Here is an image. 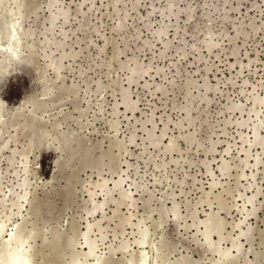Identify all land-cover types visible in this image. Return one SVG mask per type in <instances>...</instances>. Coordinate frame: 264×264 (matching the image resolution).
Here are the masks:
<instances>
[{"label": "rangeland", "instance_id": "1", "mask_svg": "<svg viewBox=\"0 0 264 264\" xmlns=\"http://www.w3.org/2000/svg\"><path fill=\"white\" fill-rule=\"evenodd\" d=\"M4 1L6 0L0 1V20L9 22L15 19V15L9 12L10 8L15 6L9 7L8 4L2 3ZM174 1L176 4L174 10L181 13L177 15V18L174 15H169V18L168 14L162 13L168 0H57V5L53 8L48 7L50 0H20L22 3L21 18L19 16L16 18L21 20V31L27 32L29 30L30 35V32H33V36H28L29 38L26 36L24 39L22 51L23 57L28 59L29 64H16L14 69L0 80V96L10 107L25 96L31 98L32 104H34L33 101H36L35 105H37L36 103L38 105L37 107L34 105L35 113L37 112L36 116L34 115L35 117L33 115L29 116V108L25 109L18 118L4 127L6 130L0 122V154H2L0 156L2 160L0 161V188L2 187L0 189V199L6 197H4L6 206L0 209V221L5 214L10 213L13 217L10 222H7L6 231L11 230L10 228L15 229L13 226L20 223L21 236L33 235L34 239L31 237L32 241H30L33 248L29 254L33 264L94 263L93 258H87L83 255L85 247L82 233L88 220L93 222L98 217L102 218L101 223L104 227L105 240H100L97 228L93 229L91 238L97 241V254L100 257L98 259L101 264H131L137 262L136 253L139 252V248L134 241L140 238L139 228L140 231L141 229H148L149 236L146 247L148 251L152 252V256L156 257L159 264L166 262L168 264H181V262L182 264H200V261L196 262L200 259L202 264L205 261L206 264H215L214 261L219 256L217 253L208 251L202 244L204 237L196 228L198 225L196 215L199 218H205V211H214L219 214L220 207L225 208L226 210L221 208L219 214L221 218L223 217L226 220H224V227L226 228L222 233L225 236L229 233L232 234V237H235L238 235V231L232 227L246 215V211L240 214L239 209H243V205L247 201L246 196H251L257 191L260 192L254 202L255 214L242 225L244 229L251 227L253 233H251L248 241H242L243 252L238 253L237 259L233 260L234 262L223 264H264V146L250 148L254 136L252 127L255 123L262 122L264 124V106H257L258 115L255 113L249 114L252 94L253 96L264 95V0H227L226 3L225 0ZM79 2L82 3L81 7ZM134 2L138 4L135 8L133 7ZM83 3L85 4L83 5ZM9 4L11 5V3ZM186 8H192L193 10L190 19L187 18L184 11ZM57 9H68V19L70 18V20L64 23L62 18L58 19L54 26L57 28H53L52 33L46 31V34L51 39L54 37L53 40L62 39L59 33L64 29L63 32L68 34L64 50L67 53L75 54L73 55L75 57H69L67 60L62 61L64 67L62 66L63 68L60 69L59 74L55 71L54 62L59 58L60 52H56L53 45L46 44L45 40L47 39L44 32L49 27L48 15L51 12H57ZM148 13L149 16H147ZM35 14H38V16ZM100 18L102 19L100 20ZM163 26L167 28L166 33L159 37L156 32ZM237 28L241 29L242 35H236ZM31 29L33 30L31 31ZM175 34L177 35L175 36ZM68 36L70 39H68ZM211 38L217 44H214V47L209 51L205 46L207 42L204 41H209ZM166 41L170 42L169 46H171H168L167 51L162 52L161 50ZM0 43L4 45L7 42L2 40ZM219 43H221L220 46ZM116 48L118 53L115 51ZM233 50L238 51L237 56L232 54ZM46 53H48V57H50L49 55L52 56L48 59ZM159 53L164 57L161 56L160 58ZM113 57H115V60ZM134 58L149 72H146L147 75H143L142 79L136 80V83L129 84L127 83L129 82L128 76ZM122 63L127 65L123 64L122 66H126L123 69L121 67ZM176 65L178 68L175 67ZM99 66L101 67L99 68ZM156 70H160L161 73H157ZM81 73L84 77L81 76ZM186 80L193 82L196 80L195 86H187ZM204 80L212 86L208 91L202 86ZM120 81H122V87ZM114 82L118 83L114 84ZM243 82L248 83V85ZM117 85L120 86L117 87ZM129 85L130 88H128ZM158 87H165L164 91H158ZM125 88L131 93L132 97L130 96V99L137 103L134 113L127 112L123 105H120ZM188 88L190 92H193L191 94H194L191 95L192 105L194 104L191 117H195V120H192V122H195L191 126L182 120L185 122H182L185 128L179 127V130L176 124L180 119H183L184 112L180 110L186 104L187 99L185 98L190 97V95L186 96L187 93L189 94V91H186ZM44 90L50 93L43 96L42 93L46 92ZM162 92L164 93L162 94ZM33 98H36V100ZM229 98L230 100L227 102ZM117 103L120 104L115 107ZM173 103L177 104L173 107ZM236 103L242 104L244 113H240V111L231 112L232 110L227 109L229 105ZM31 108L34 107L31 105ZM118 109L122 113H119ZM153 112L154 114H152ZM150 117H154L155 120L146 122L145 120ZM245 119L248 121L247 126L240 127L235 123ZM161 120L164 122L169 120L167 124L169 129L166 131L168 135L161 139H164L161 141L162 145L158 144V149L145 141V130H149L153 126L156 127L154 130L155 136L160 135L164 123ZM116 121H120L118 127L116 123L114 125ZM116 127L118 133H116ZM17 128L18 130H16ZM132 130H134L136 136L134 141L137 142H133L134 145H131L132 142L129 139ZM259 131L261 136L264 137V127ZM185 132L187 135L189 132L195 134L194 139L196 138L197 142L194 140L191 143L192 145H188L181 138L183 136L179 135V133L185 135ZM62 134L70 138L64 150L65 152L61 153L62 160L65 159V164L61 166L62 170H57L53 181L47 184V180L51 178L55 171L54 159L59 155L56 150L58 141H55V137H62ZM241 135L248 142L243 144ZM170 136L171 138H178L176 144L179 146V150L176 146L175 151L172 152L173 155L164 152L165 144L169 141ZM39 140L41 143L38 142ZM14 142L16 144H13ZM4 143H7L6 147L3 145ZM212 143H215L217 149L208 152ZM242 146L244 149H251L250 159H247L248 164L240 163L246 157L241 150ZM228 147L231 149L230 154H225V149ZM187 149L188 151H186ZM24 152L26 155L32 153L27 158L25 154V156H21ZM257 154L261 158L260 165L252 167ZM36 157H39L37 158L39 160ZM222 158L228 161L229 168L231 167L228 169V173L224 175L219 168L217 169L219 164L222 163ZM11 160L15 162H8ZM24 163L25 166H31H29V169L27 168L29 174L23 172ZM34 170L36 171L34 172ZM210 170H212L211 173H209ZM15 172L18 173V177L14 174ZM241 173L246 177L241 178L239 181L238 175L241 176ZM117 175L124 178L123 188L134 199L120 200L119 191H112L111 201L108 202V205H105L103 211L97 212L93 217L88 215V211L92 209L91 207L105 197L95 185L102 182L104 178L111 179L113 177V179H117L119 177ZM25 176L31 181H29L31 185L28 189L30 195L28 194L29 199H27V202L31 201L32 203L25 202L23 209L20 208L21 211H19L13 206L15 193L10 195L8 190L13 189L14 192L18 190L17 193H21L23 189L16 185ZM166 177L168 178L166 179ZM80 181L83 183H80ZM211 182L218 184L216 187L211 188ZM108 185L109 188H112V181ZM93 190L96 192V196L91 198L90 191ZM240 194L245 196L239 198ZM158 198L159 200H157ZM118 201H121L120 206H117ZM175 204L180 216L178 223H176L174 213L171 210ZM246 208L252 209L253 207L247 204ZM16 211L19 215H16ZM229 214H232V216ZM23 221L26 223H23ZM203 229V226H199L200 231ZM214 237L217 238L215 235ZM123 244H128L129 248L127 250L120 249ZM229 244L230 241L228 240L222 246L225 247ZM151 245L158 248H154L153 251ZM110 250H114V252L111 254ZM1 252L0 256L4 257L5 253L2 254ZM203 259L205 261H202Z\"/></svg>", "mask_w": 264, "mask_h": 264}, {"label": "bare ground", "instance_id": "2", "mask_svg": "<svg viewBox=\"0 0 264 264\" xmlns=\"http://www.w3.org/2000/svg\"><path fill=\"white\" fill-rule=\"evenodd\" d=\"M1 1V0H0ZM59 1V0H58ZM47 2V1H46ZM84 2H87V1H84ZM227 2V0H225V3ZM1 3V2H0ZM2 3H6V4H8L9 5V7L10 6H12V5H14L15 7L13 8V6H12V8H10V11L9 12H12L14 15H15V19H13V20H11V21H9V22H5V21H2V20H0V41H2V40H5L7 43H4V45H3V43H0V46L1 45H3L2 47H0V80L3 78V77H5V75H7L11 70H13L14 69V67H15V65L16 64H29V61H28V59L26 58V57H23V55H22V51H23V48H24V39L26 38V36H27V38H29L28 36H33V32H30L31 33V35L28 33V31L27 32H24V31H21L22 30V23H21V20H19V18H16V17H20L21 16V9H22V3L20 2V0H6V1H4V2H2ZM9 3H11V5L9 4ZM24 3V2H23ZM57 3V0H50V3H48L49 4V8H53V7H55V5H57L56 4ZM72 3V2H71ZM79 3H81V2H79ZM5 4V5H6ZM59 4V3H58ZM64 4V3H63ZM62 4V5H63ZM85 3H83V5H84ZM5 5H4V7H5ZM7 5V6H8ZM138 4H137V2H134L133 3V7L135 8L136 6H137ZM176 4H175V1L174 0H168V2H167V6L165 7V9L162 11V13L164 12L165 14H168V17H169V15H174V16H176V18L178 17L177 15L180 13V11H175L174 10V8H176V6H175ZM3 6V5H2ZM63 6H65V5H63ZM62 6V7H63ZM82 6V3H81V5H80V7ZM179 6V5H178ZM68 8H69V6H67ZM79 7V6H78ZM79 7V8H80ZM91 7H93V5H91ZM43 8V7H42ZM78 8V9H79ZM1 9V8H0ZM3 9V8H2ZM8 9V8H7ZM40 10V9H39ZM52 10V9H51ZM58 11L57 12H51V14L50 15H48L49 17H47L48 18V22H49V27L46 29V30H44V32H45V34H46V31L48 32V33H50L51 31L53 32V28H57V27H54L56 24V22L58 21V19H60V18H62V20H63V22L65 23H67V21L68 20H70V18L68 19V16H69V10L68 9H57ZM93 10V9H92ZM4 11H5V9H4ZM7 11V10H6ZM37 11H38V9H37ZM71 11V10H70ZM82 11H83V8H82ZM152 11V10H151ZM185 12H186V14H187V18L188 19H190L191 17H192V12H193V10H192V8H186L185 10H184ZM150 12V11H149ZM11 13V14H12ZM38 13H40L39 11H38ZM263 13V12H262ZM32 14V13H31ZM130 14V13H129ZM181 14V13H180ZM33 15V14H32ZM35 15H37L38 16V14H35ZM86 15V14H85ZM150 14L148 13L147 14V16H149ZM205 15L206 16H208V14L207 13H205ZM11 16V15H10ZM23 16V15H22ZM83 16V15H82ZM167 16V15H166ZM203 16V15H202ZM6 17V16H5ZM75 17V16H74ZM227 17V16H226ZM7 18V17H6ZM21 18V17H20ZM76 18V17H75ZM74 18V19H75ZM170 18V17H169ZM172 18V17H171ZM180 18V17H179ZM8 19V18H7ZM6 19V20H7ZM102 18H100V20H101ZM121 19V18H120ZM119 19V20H120ZM166 19V18H165ZM31 20V19H30ZM46 20V19H45ZM78 20V19H77ZM119 20H118V22H119ZM164 20V19H163ZM60 21V20H59ZM144 21V20H143ZM147 21V20H146ZM70 22V21H69ZM75 22V21H74ZM63 23V24H64ZM76 23V22H75ZM34 25V24H33ZM65 25V24H64ZM118 25H120V24H118ZM154 25V24H153ZM253 25V23L251 24V26ZM44 26V25H43ZM58 26V25H57ZM102 26V25H101ZM122 26H123V23H122ZM121 27V26H120ZM32 28V27H31ZM78 28V27H77ZM96 28V27H95ZM103 28V27H102ZM114 28V27H113ZM112 28V29H113ZM35 29V28H34ZM62 29V28H61ZM118 29H119V26H118ZM166 27L165 26H163V27H161L159 30H157V35L159 36V37H162V35H164L165 33H166ZM179 29V28H178ZM33 29H31V31H32ZM63 31H65L64 29H62ZM78 30V29H77ZM35 31V30H34ZM61 32V33H59V34H61V36H62V39H56V40H53V39H55L54 37H53V39H51V37H48L47 36V34H46V39L47 40H45L47 43L46 44H50V45H53L54 46V48H55V50H56V52L57 51H59L60 52V55H59V58L54 62L55 63V71H57L58 72V74H59V72H60V69L61 68H63L64 66L62 65L63 63H62V61H65V59L67 60V58H69V57H75V56H73V55H75V54H71L70 52H65V50H64V48H65V41H67L66 40V38H67V35L68 34H66L65 32ZM43 32V33H44ZM51 32V33H52ZM68 32V31H67ZM98 32V31H97ZM153 32V31H152ZM177 32H179V31H177ZM168 33V32H167ZM76 34V33H75ZM97 34H99V33H97ZM226 34V33H225ZM242 35L241 34V29L240 28H237L236 29V35ZM42 35V34H41ZM40 35V36H41ZM100 35H101V33H100ZM105 35V34H104ZM104 35H103V38H104ZM120 35V34H119ZM177 34H175V36H176ZM211 35V34H210ZM215 35V34H214ZM228 35V34H227ZM235 35V36H236ZM35 36V35H34ZM98 36V35H97ZM106 36V35H105ZM210 37V36H209ZM45 38V37H44ZM49 38V39H48ZM101 38H102V36H101ZM68 39H70L69 38V36H68ZM143 39V38H142ZM177 39V38H176ZM212 39L213 38H211V40H209V41H207V40H205L204 42H207V43H205V46H206V48L210 51L213 47H214V44H217V43H214L213 41H212ZM40 41V40H39ZM160 41V40H159ZM42 42V41H41ZM106 43V42H105ZM112 43V42H111ZM110 43V44H111ZM169 43L170 42H168V41H166V42H164V45H163V48H162V52H165V51H167L166 49L168 48V46H169ZM184 43V42H183ZM120 44V43H119ZM220 44L221 43H219V46H220ZM34 45V44H33ZM43 45V44H42ZM95 45V44H94ZM104 45V44H103ZM144 45H146V44H144ZM171 46V45H170ZM169 46V47H170ZM67 47V46H66ZM145 47V46H144ZM150 47V46H149ZM218 47V46H217ZM118 48V47H117ZM115 49V51L117 52V50L118 49ZM123 48V47H122ZM181 48V47H180ZM49 49H52V48H49ZM246 49V48H245ZM83 50V49H82ZM120 50V49H119ZM165 50V51H164ZM30 51V50H29ZM45 51H46V48H45ZM51 51V50H50ZM71 51V50H70ZM104 51V50H103ZM33 52V51H32ZM54 52V51H53ZM115 52V53H116ZM161 52V53H162ZM180 52V51H179ZM77 53V52H76ZM118 53V52H117ZM161 53H159V57L161 58V56L162 57H164L163 55H161ZM183 53H184V51H183ZM13 54H15V58H13V57H11ZM33 54V53H32ZM47 54V58L49 59L52 55H49L50 57H48V53H46ZM50 54H52V53H50ZM54 54V53H53ZM78 54V53H77ZM76 54V55H77ZM120 54H121V52H120ZM162 54H164V53H162ZM232 54L234 55V56H237V54H238V51L237 52H235V50H233L232 51ZM45 55V54H44ZM79 55V54H78ZM117 55V54H116ZM122 55V54H121ZM183 55V54H182ZM118 56V55H117ZM117 56H116V58H117ZM31 57V56H30ZM46 57V56H45ZM119 57V56H118ZM182 57V56H181ZM32 58V57H31ZM77 58V57H76ZM75 58V59H76ZM114 58V60H115V57H113ZM256 58V57H255ZM103 59V58H102ZM112 59V58H111ZM198 59H199V57H198ZM250 59V58H249ZM159 60V59H158ZM167 60V59H166ZM179 60V59H178ZM255 60V59H254ZM31 61V60H30ZM33 61V60H32ZM51 61V60H50ZM132 61H133V65H131L130 66V70H131V72H130V74H129V76H128V81L129 82H127V83H129V84H133L136 80H138L139 78H141L143 75H145L146 74V72H149V71H147V68H144V66L142 67L141 65H140V63L134 58V59H132ZM163 61V60H162ZM130 62V61H129ZM70 63V62H69ZM110 63V62H109ZM125 63V62H124ZM124 63H122L121 64V67H122V69H123V67L124 66H122ZM256 63H257V61H256ZM128 64V63H127ZM240 64V63H239ZM33 65V64H32ZM65 65V64H64ZM124 65H126V64H124ZM29 66V65H28ZM63 66V67H62ZM127 66V65H126ZM125 66V67H126ZM247 66V65H246ZM101 66H99V68H100ZM124 67V68H125ZM129 67V66H128ZM175 67H177V65L175 66ZM49 68H50V66H49ZM150 69H151V67H149ZM148 68V69H149ZM154 68V67H153ZM178 68V67H177ZM263 68V67H262ZM70 69H71V67H70ZM121 69V68H120ZM128 69V70H129ZM176 69V68H175ZM257 69V68H256ZM64 70H66V69H64ZM129 70V71H130ZM161 70V69H160ZM160 70H156L157 71V73H161V71ZM244 70V69H243ZM198 71V70H197ZM240 71V70H239ZM166 72V71H165ZM241 72V71H240ZM122 73H124V72H122ZM39 74V73H38ZM57 74V73H56ZM85 74V73H84ZM149 74V73H148ZM241 74V73H240ZM242 74H243V72H242ZM241 74V75H242ZM47 75V74H46ZM63 75V74H62ZM147 75V74H146ZM231 75V74H230ZM244 75V74H243ZM257 75V74H256ZM58 76V75H57ZM67 76V75H66ZM81 76H83L82 75V73H81ZM160 76V75H159ZM84 77V76H83ZM154 77V76H153ZM243 77V76H242ZM48 78V77H47ZM120 78V77H119ZM233 78V77H232ZM237 78V77H236ZM254 78V77H253ZM66 79V78H65ZM71 79V78H70ZM74 79V78H73ZM72 79V80H73ZM122 79V78H121ZM142 79V78H141ZM218 79V78H217ZM37 80V79H36ZM210 80V79H209ZM40 81V80H39ZM42 81V80H41ZM122 81H123V79H122ZM122 81H120L119 83L121 84V82ZM230 81V80H229ZM244 81H245V79H244ZM64 82V81H63ZM195 82H196V80H195ZM195 82H193V81H191V80H186V83H187V86H192V85H194L195 84ZM233 82V81H232ZM262 82V81H261ZM115 83H118V82H114V84ZM124 83V82H123ZM136 83V82H135ZM243 83H245V84H247L248 85V83H246V82H243ZM251 83V82H250ZM249 83V84H250ZM58 84V83H57ZM63 84V83H62ZM73 84V83H72ZM92 84V83H91ZM90 84V85H91ZM141 84V83H140ZM156 84V83H155ZM232 85H233V83H231ZM253 84V83H252ZM113 85V84H112ZM149 85V84H148ZM201 85V84H200ZM200 85H198V86H200ZM72 86V85H71ZM75 86V85H74ZM120 86V85H119ZM118 85H117V87H119ZM149 86H151V85H149ZM171 86V85H170ZM186 85H185V87H187ZM195 86V85H194ZM202 86H203V88H205L207 91L210 89V88H212V86H210L205 80H204V82H203V84H202ZM228 86V85H227ZM234 86V85H233ZM237 86V85H236ZM45 87H48V86H45ZM78 87H79V85H78ZM121 87H122V84H121ZM218 87V86H217ZM58 88V87H57ZM89 88V87H88ZM100 88V87H99ZM124 88V87H123ZM122 88V89H123ZM128 88H130V85H129V87ZM151 88V87H150ZM157 88V87H156ZM161 88H163V89H161ZM164 88L165 87H158V91L160 90V92L161 91H164ZM254 88H256L255 86H254ZM259 88V87H258ZM63 89V88H62ZM78 89V88H77ZM90 89V88H89ZM213 89H215V88H213ZM243 89V88H242ZM47 90V89H46ZM46 90H44V91H46ZM67 90V89H66ZM189 91V88L188 89H186V91ZM255 90V89H254ZM257 90V89H256ZM102 91V90H101ZM199 91V90H198ZM253 91V90H252ZM47 92V93H46ZM45 93H42V95L43 96H47L48 95V93H50L49 91H46ZM192 92V91H191ZM191 92L189 91V94L187 93V95L186 96H188V95H190V97L188 96V97H186V96H184V97H186L185 99H187L186 100V104L182 107V110H180V107H179V110L181 111V112H184L183 113V119H180V121H178L177 122V128L180 130V128L179 127H184L183 126V123L182 122H184V121H186L189 125H191L192 123V125H194V122H192V120H195V117L193 116V117H191L192 116V114H191V110H192V106H194V104L192 105V101H193V99H192V97H191V95H194V94H191ZM229 92V91H228ZM243 92H244V89H243ZM243 92H242V95H243ZM151 93V92H150ZM156 93V92H155ZM164 92H162V94H163ZM193 93V92H192ZM247 93V92H246ZM252 93H254V92H252ZM73 94H75V93H73ZM105 94V93H104ZM112 94V93H111ZM251 94V93H250ZM79 95V94H78ZM88 95V94H87ZM151 95V94H150ZM157 95V94H156ZM37 96V95H36ZM40 96V95H39ZM130 96H131V93L128 91V89H126L125 88V90L123 91V94H122V101L120 102V103H117V104H115V107L117 106L118 107V104H120V105H123V107H124V109L128 112V111H130V112H133L134 113V111L136 110V107H137V103H134L133 102V100L132 99H130ZM155 96V95H154ZM163 96V95H162ZM35 97V96H34ZM102 97V96H101ZM132 97V96H131ZM230 97V96H229ZM249 97V96H248ZM54 98V97H53ZM113 98H115V97H113ZM203 98V97H202ZM33 99H35L36 100V98H33ZM40 99V98H39ZM97 99V98H96ZM251 99L252 100H250V101H252L251 102V108H250V111H249V114L250 113H255L256 115H258V111H257V106H259L260 107V105H263L264 106V95H262V96H253V94H252V97H251ZM44 100V99H43ZM84 100V99H83ZM116 100V99H115ZM150 100V99H149ZM230 100V98L229 99H227V102ZM85 101V100H84ZM91 101V100H90ZM248 101V100H247ZM36 102V101H35ZM35 102L33 101V103L34 104H32V100H31V98L30 97H28V96H25V97H23V98H21L20 100H19V102L18 103H16V104H14L12 107H10V106H8L7 104H6V102L2 99V97L0 96V122H1V124H2V126H3V128L4 127H6L7 125H9V123H11L13 120H15L16 118H18L22 113H23V111L25 110V109H28L29 108V116H34L36 113H35V106L37 107V105H38V103H36L37 105H35ZM86 102V101H85ZM118 102V101H117ZM226 102V103H227ZM54 103V102H53ZM60 103V102H59ZM58 103V104H59ZM88 103V102H87ZM91 103H93V102H91ZM97 103V102H96ZM139 103V102H138ZM148 103V102H147ZM231 103H232V101H231ZM235 103V102H234ZM41 104V103H40ZM51 104H52V102H51ZM67 104V103H66ZM102 104V103H101ZM140 104V103H139ZM175 104H177V103H173V107H174V105ZM31 105H32V107H34L33 109L31 108L30 109V107H31ZM35 105V106H34ZM226 105V104H225ZM224 105V106H225ZM40 106V105H39ZM113 107V106H112ZM172 107V108H173ZM178 107V106H177ZM229 108H227L229 111H231V112H233V111H240V113L242 112V113H244L243 112V106H242V104L241 103H239V104H232V105H229L228 106ZM194 108V107H193ZM249 108V107H248ZM50 109V108H49ZM70 109V108H69ZM115 109H117V108H115ZM123 109V108H122ZM176 109V108H175ZM245 109V108H244ZM63 110V109H62ZM119 110V109H118ZM206 110V109H205ZM49 112V111H48ZM66 112V111H65ZM96 112V111H95ZM126 112V113H127ZM180 112V113H181ZM7 113V114H6ZM101 113V112H100ZM119 113H122V112H120V110H119ZM125 113V112H124ZM236 113V112H235ZM42 114H44V113H42ZM47 114V113H46ZM117 114H118V112H117ZM152 114H154V112L152 113ZM249 114H248V116H249ZM25 115H28V114H25ZM52 115V114H51ZM148 115V114H147ZM223 115V114H222ZM251 115V114H250ZM260 115H261V113H260ZM4 116H6L5 117V119L4 120H2V118L4 117ZM24 116V115H23ZM36 116V115H35ZM34 116V117H35ZM38 116V115H37ZM151 116H153V115H151ZM178 116V115H177ZM198 116V115H197ZM221 116V115H220ZM240 116H242V115H240ZM25 117V116H24ZM125 117V116H124ZM182 117V116H181ZM180 117V118H181ZM251 117V116H250ZM33 118V117H32ZM42 118V117H41ZM126 118V117H125ZM194 118V119H193ZM197 118H199V117H197ZM226 118V117H225ZM140 119V118H139ZM147 119V118H146ZM169 119V118H168ZM200 119V118H199ZM231 119V118H230ZM252 119V118H251ZM28 120V119H27ZM35 120H36V118H35ZM41 120V119H40ZM117 120H119V119H117ZM130 120V119H129ZM138 120V119H137ZM151 120H155L154 119V117L152 118V117H150L149 119H147V120H145L146 122H153V121H151ZM182 120H184V121H182ZM243 120V119H242ZM143 121V120H142ZM141 121V122H142ZM144 121V122H145ZM169 120H167V122H164L163 120H161V122L163 123V126L161 127L162 128V130H161V134L160 135H156L157 136V138H156V136H155V133H154V130H155V128L152 126L149 130H145V132H146V135H145V141H148L150 144H152L153 145V147L155 148V146L157 147L158 146V144H161V141H163V140H161L163 137L165 138L166 136L165 135H168L167 133H166V131H167V129H169V125L167 126V124L169 123L168 122ZM236 121V120H235ZM120 121H116V122H114V125H115V123H116V126L118 125V123H119ZM140 122V124L143 126V124ZM155 122V121H154ZM157 122V121H156ZM203 122V121H202ZM221 122V121H220ZM252 122H253V120H252ZM251 122V123H252ZM53 123V122H52ZM108 123V122H107ZM185 123V122H184ZM225 123V122H224ZM235 123H237L238 125L237 126H240V127H243V126H247V123H248V121H247V119H245L244 121H239V122H235ZM39 124V123H38ZM147 124V123H146ZM82 125V124H81ZM111 125V124H110ZM120 125V124H119ZM118 125V126H119ZM152 125H153V123H152ZM174 125V124H173ZM182 125V126H181ZM191 125V126H192ZM218 125V124H217ZM232 125V124H231ZM61 126V125H60ZM117 126V127H118ZM156 126H157V123H156ZM249 126V125H248ZM12 127V126H11ZM18 128H19V126H17ZM116 127V133H118V128ZM176 127V126H175ZM186 127H187V125H186ZM189 127V126H188ZM251 127V126H250ZM262 127H264V124H262V122H260V123H255L254 124V126L252 127V132H253V134H254V136H253V141H251L252 142V144H251V142H250V148L251 147H263L264 146V137H262L261 136V134H260V129L262 128ZM18 128L16 129V130H18ZM82 128H83V126H82ZM141 128V127H140ZM145 128V127H144ZM185 128V127H184ZM41 129H42V127H41ZM113 129V128H112ZM114 129H115V126H114ZM175 129V128H174ZM183 129V128H182ZM186 129H188V128H186ZM4 130H6V128H4ZM99 130V129H98ZM195 130V129H194ZM226 130V129H225ZM263 130V129H262ZM3 131V130H2ZM49 131V130H48ZM61 131V130H60ZM101 131V130H100ZM198 131V130H197ZM37 132V131H36ZM77 132V131H76ZM95 132V131H94ZM131 133H130V141L132 142V144L131 145H134V143L133 142H135L134 141V137L136 138V136H135V133H134V130H132V131H130ZM173 132V131H172ZM2 133V132H1ZM47 133V132H46ZM193 133V132H192ZM240 133V132H239ZM243 133V132H242ZM16 134V133H15ZM45 134V133H44ZM248 134V133H247ZM252 134V135H253ZM8 135V134H7ZM13 135V134H12ZM19 135V134H18ZM29 135V134H28ZM63 135V134H62ZM141 135V134H140ZM179 135L180 136H183V137H181L183 140H185V142L186 143H188V145L190 144V145H192L191 143H193L194 142V140L197 142V140H196V138L194 139V135L193 134H190V132H189V134L187 135L186 134V132H185V135H181L180 133H179ZM209 135V134H208ZM240 135V134H239ZM246 135V134H245ZM249 135V134H248ZM4 136V135H3ZM49 136V135H48ZM138 136V135H137ZM249 136H251V135H249ZM16 137V136H15ZM26 137V136H25ZM90 137V136H89ZM220 137V136H219ZM248 137V136H247ZM41 138V137H40ZM53 138V137H52ZM80 138V137H79ZM241 138H242V143L243 144H245V142H248V140H246L245 138H243L242 137V135H241ZM249 138V137H248ZM104 139V138H103ZM198 139V138H197ZM213 139V138H212ZM219 139V138H218ZM217 139V140H218ZM9 140V139H8ZM21 140V139H20ZM53 140V139H52ZM70 140V138H68V136H66V135H63L62 137H55V141H58V146L56 147V150L58 151V156L54 159V164H55V171H54V173H53V175L51 176V178H49L48 180H47V184L48 183H51L52 181H53V179H54V176H55V174H56V172H57V170H60L61 169V166H63L64 164H65V159L64 160H62V157H61V153L65 150V148H66V146H67V144H68V141ZM176 140H178V138H176L175 139V137H172L171 138V136H170V139H169V141L168 142H166V146H165V148H164V152H168L169 154L170 153H172L173 151H175V149H176V146H177V150H179L178 149V145L176 144V142H178V141H176ZM180 140V139H179ZM16 141V140H15ZM205 141V140H204ZM212 141V140H211ZM37 142V141H36ZM38 142H40V140L38 141ZM144 142V141H143ZM213 142V141H212ZM10 143V142H9ZM18 143V142H17ZM41 143V142H40ZM43 143V142H42ZM93 143V142H92ZM135 143H137V142H135ZM199 143V142H198ZM201 143V142H200ZM7 144V143H6ZM5 143L3 144L4 146L6 145ZM13 144H16L15 142L13 143ZM34 144V143H33ZM39 144V143H38ZM37 144V145H38ZM75 144V143H74ZM148 144V143H147ZM195 144V143H194ZM229 144V143H228ZM30 145V144H29ZM124 145V144H123ZM136 145V144H135ZM146 145V144H145ZM162 145V144H161ZM164 145V144H163ZM201 145V144H200ZM216 145H218V144H216ZM3 146V148H5ZM17 146V145H16ZM56 146V145H55ZM122 146V145H121ZM140 146V145H139ZM144 146V145H143ZM149 146V145H148ZM199 146V145H198ZM235 146H237V144H235ZM244 146V145H243ZM242 146V151L245 153V156L246 157H244L243 158V160H241L240 161V163H242L243 164V162L245 163V164H248V161H247V159L249 158L250 159V150L251 149H244V147ZM35 147V146H34ZM125 147V146H124ZM147 147V146H146ZM159 147H161V146H159ZM204 147V146H203ZM239 147V146H238ZM8 148V147H7ZM74 148V147H73ZM158 148V147H157ZM191 148H192V146H191ZM198 148H200V147H198ZM202 148V147H201ZM207 148V147H206ZM6 149V148H5ZM14 149V148H13ZM49 149V148H48ZM120 149V148H119ZM159 149V148H158ZM203 149V148H202ZM217 148H215V143H212V145H211V147H210V149H208V152L209 151H213V150H216ZM18 150V149H17ZM17 150H15V151H17ZM204 151H205V149H203ZM231 149H230V147H228V148H226L225 149V154H230L229 153V151H230ZM240 150V151H241ZM12 152H13V150H11ZM21 151V150H20ZM19 151V152H20ZM23 151V150H22ZM146 151V150H145ZM186 151H188V149L186 150ZM257 151V150H256ZM26 152V151H25ZM25 152L23 153V155H21V156H25L26 154H25ZM65 152V151H64ZM159 152V151H158ZM162 152V151H161ZM182 152H184V151H182ZM181 152V153H182ZM2 153V152H1ZM21 153V152H20ZM32 153V152H31ZM31 153H30V155H31ZM40 153V152H39ZM130 153V152H129ZM142 153H144V152H142ZM175 153V152H174ZM178 153V152H177ZM206 153V152H205ZM13 154V153H12ZM16 154L17 155H19L18 154V152H16ZM25 154V155H24ZM77 154V153H76ZM90 154V153H89ZM92 154V153H91ZM122 154V153H121ZM165 154V153H164ZM242 154V153H241ZM253 154V153H252ZM263 154H264V150H263ZM2 154H0V156H1ZM29 154L27 153V155L25 156V157H27V158H29V156H28ZM123 155V154H122ZM145 155V154H144ZM172 155H173V153H172ZM182 155V154H181ZM14 156V155H13ZM63 156V155H62ZM151 156V155H150ZM154 156V155H153ZM8 157V156H7ZM15 157V156H14ZM103 157V156H102ZM149 157V156H148ZM158 157V156H157ZM165 157V156H164ZM219 157V156H218ZM222 157V156H221ZM240 157V156H239ZM238 157V158H239ZM24 158V157H23ZM37 158H39V157H36V159ZM154 158V157H153ZM241 158V157H240ZM21 159H22V157H21ZM144 159V158H143ZM142 159V160H143ZM185 159L187 160V157H185ZM223 159V158H222ZM37 160H39V159H37ZM155 160H156V158H155ZM174 160V159H173ZM176 160V159H175ZM217 160H219V159H217ZM0 161H2L1 159H0ZM26 161V160H25ZM29 161V160H28ZM27 161V162H28ZM154 161V160H153ZM188 161V160H187ZM209 161V160H208ZM8 162H12V160L11 161H8ZM13 162H15V161H13ZM12 162V163H13ZM18 162V161H17ZM37 162V161H36ZM101 162V161H100ZM150 162V161H149ZM169 162V161H168ZM173 162V161H172ZM176 162V161H175ZM228 161H225V159H223L222 160V163L221 164H219V167H217V169L219 168L220 169V171L222 172V174L224 175L225 173H228L227 171H229L228 169H230L229 168V165H228V163H227ZM230 162H232V161H230ZM260 162H261V158L259 157V155L257 154V157H255L254 158V162L252 163V167H257L258 165H260ZM264 162V161H263ZM7 163V162H6ZM170 163V162H169ZM189 163V162H188ZM206 163V162H205ZM208 163H211V162H208ZM217 163V162H216ZM81 164V163H80ZM159 164V163H158ZM165 164V163H164ZM178 164V163H177ZM177 164H175V165H177ZM191 164V163H190ZM193 164V163H192ZM249 164H251V163H249ZM71 165V164H70ZM151 165V164H150ZM209 165V164H208ZM207 165V166H208ZM235 165V164H234ZM17 166V165H16ZM23 166H25V163H24V165ZM30 166V165H29ZM29 166H25L24 167V170H23V172H24V174H27L28 173V169H29ZM35 166H38V165H35ZM128 166V165H127ZM146 167H147V165H145ZM157 166V165H156ZM159 166V165H158ZM167 166H169V165H167ZM206 166V167H207ZM246 166V165H245ZM18 167H20V166H18ZM31 167V166H30ZM40 167V166H39ZM120 167H122V166H120ZM160 167V166H159ZM180 167V166H179ZM212 167V166H211ZM233 167V166H232ZM238 167V166H237ZM247 167H249V166H247ZM13 168H14V166H13ZM12 168V169H13ZM28 168V169H27ZM167 167L165 166V169H166ZM208 168H209V166H208ZM246 168V167H245ZM244 168V169H245ZM7 169V168H6ZM63 169V168H62ZM61 169V170H62ZM121 169V168H120ZM176 169V168H175ZM234 169H236V168H234ZM239 169V168H238ZM238 169H236V170H238ZM243 169V170H244ZM17 170V169H16ZM33 170V169H32ZM97 170V169H96ZM136 170H137V168H136ZM207 170H209V169H207ZM36 170H34V172H35ZM99 171V170H98ZM123 171V170H122ZM129 171V170H128ZM140 171V170H139ZM182 171V170H181ZM206 171V170H205ZM6 172V171H5ZM33 172V173H34ZM124 172V171H123ZM153 172V171H152ZM151 172V173H152ZM165 172H166V170H165ZM212 172V170H210V172L209 173H211ZM241 172H243V171H241ZM245 172V171H244ZM258 172V171H257ZM60 173V172H59ZM105 173V172H104ZM111 173H113V172H111ZM125 173H126V171H125ZM138 173V172H137ZM10 174V173H9ZM11 174H13V173H11ZM14 174H16L15 176L16 177H18V173L17 172H15ZM29 174V173H28ZM58 174V173H57ZM154 174H156V173H154ZM202 174V173H201ZM206 174V173H205ZM62 175V174H61ZM66 175V174H65ZM146 175V174H145ZM162 175V174H161ZM214 175V174H213ZM255 175H257V173H255ZM98 176H100V175H98ZM111 176H113V175H111ZM117 176H119L117 179H113V177L111 178V179H107V178H104L103 179V181L102 182H99L97 185H95L96 187H98L99 189H100V191L104 194V199L103 200H101L99 203H97V204H95L93 207H91L92 209L91 210H89L88 211V215H90L91 217H93L95 214H97V212H99V211H103V209H104V207H105V205H108V202L109 201H111V192L113 191H119V195H120V200H127V199H131V198H133L132 196H131V194L129 193V192H127L126 190H124V188H123V184H124V178L121 176V175H117ZM127 176V175H126ZM154 176V175H153ZM193 176V175H192ZM205 176V175H204ZM215 176H216V174H215ZM215 176H213V177H215ZM237 176V175H236ZM239 177V181H240V179L241 178H243V177H246V175H243L242 173H241V176H240V174L238 175ZM251 176H252V174H251ZM258 176V175H257ZM24 177V176H23ZM35 177V176H34ZM38 177V176H37ZM64 177V176H63ZM129 177V176H128ZM128 177H127V179H128ZM152 177V176H151ZM187 177H188V174H187ZM250 177V176H249ZM36 178V177H35ZM34 178V179H35ZM89 178H91V177H89ZM168 177H166V179H167ZM170 178V177H169ZM248 178V177H247ZM1 179V178H0ZM38 179V178H37ZM41 179H42V177H41ZM40 179V180H41ZM84 179V178H83ZM127 179H126V181H127ZM155 179V178H154ZM173 179V178H172ZM246 179V178H245ZM16 180V179H15ZM58 180V179H57ZM56 180V181H57ZM82 180V179H81ZM99 180V179H98ZM129 180V179H128ZM148 180V179H147ZM163 180H165V179H163ZM179 180V179H178ZM185 180V179H184ZM247 180V179H246ZM30 180H28V178L25 176V178H23V179H21L20 180V182H18V184L16 185V186H18L19 188H21V189H23V191L21 192V193H17V191L16 192H14L13 191V189L11 190L10 189V191L8 190V192H10V195L12 194V195H14V193H15V198L13 199V206L14 207H16L19 211H21L20 210V208H22L24 205V203L25 202H27V199H29V197H28V194H29V188H30V186L29 185H31V181L29 182ZM61 181V180H60ZM110 181H112V188H109L108 186V184H109V182ZM136 181V180H135ZM140 181V180H139ZM180 181V180H179ZM199 181H201V180H199ZM41 182H42V180H41ZM144 182V181H143ZM150 182V181H149ZM167 182V181H166ZM185 182V181H184ZM198 182V181H197ZM14 183V182H13ZM39 183V182H38ZM44 183V182H43ZM80 183H83V182H81L80 181ZM85 183H87V182H85ZM95 183H97V182H95ZM138 183V182H137ZM176 183V182H175ZM178 183V182H177ZM189 183V182H188ZM193 183V182H192ZM221 183V182H220ZM241 183V182H240ZM257 183V182H256ZM0 184H1V182H0ZM12 184V183H11ZM72 184V183H71ZM91 184V183H90ZM145 184V183H144ZM183 184V183H182ZM216 184V182H211V188H213L214 186L216 187L217 186V184ZM51 185V184H50ZM80 185V184H79ZM93 185H94V183H93ZM92 185V186H93ZM256 185V184H255ZM4 186H6V185H4ZM15 186V187H16ZM138 186V185H137ZM141 186H143V185H141ZM145 186V185H144ZM161 186V185H160ZM170 186V185H169ZM192 186H193V184H192ZM195 186V185H194ZM251 186V185H250ZM14 187V188H15ZM46 187V186H45ZM82 187H83V185H82ZM130 187V186H129ZM148 187V186H147ZM171 187H172V185H171ZM2 188V187H1ZM0 188V189H1ZM53 188V187H52ZM145 188V187H144ZM197 188H198V186H197ZM252 188V187H251ZM95 189V188H94ZM150 189V188H149ZM163 189V188H162ZM245 189V188H244ZM131 190V189H130ZM156 190V189H155ZM158 190V189H157ZM199 190V189H198ZM253 190V189H252ZM259 190V189H258ZM2 191V190H1ZM87 191V190H86ZM164 191V190H163ZM166 191V190H165ZM184 191V190H183ZM203 191V190H202ZM206 191V190H205ZM148 192V191H147ZM146 192V193H147ZM236 192H237V189H236ZM259 192L260 191H257L256 193H253V195H251V196H246V198H247V201L244 203V205H243V209H239V211H240V214H243V211H246V215L244 216V218H239L240 220L239 221H237L234 225H233V229L234 230H237L238 231V235L237 236H235V237H232L228 232V235H223V233H222V231H224V229L226 228V227H224L225 226V219H223V217L221 218V216H219V214H220V210H221V208H222V210L223 209H225V208H223V207H220V210H219V214H218V212H214V211H212V212H206L205 211V218H199L197 215H196V217H197V220H198V225L196 226V228H197V230L199 231V232H201L202 233V236L204 237L203 238V245L205 246V248L208 250V251H210V252H213V253H217L218 254V259L216 260V261H214L215 262V264H220L221 262H222V264L223 263H229V262H231V261H233V260H235V259H237V256H238V253H242L243 251H242V248H243V242L242 241H248L249 239H250V237H251V233H253L251 230H253V229H251V227H248L247 229H244V228H242V225H244L246 222H247V220L248 219H250V217H252L254 214H255V210H256V208L254 207V202H255V200H256V198L259 196ZM54 193V192H53ZM136 193V192H135ZM231 193V192H230ZM245 194H246V192H244ZM9 194V193H8ZM149 194V193H148ZM155 194V193H154ZM164 194V193H163ZM4 195V194H3ZM30 195V194H29ZM152 195V194H151ZM151 195H149V196H151ZM167 195V194H166ZM172 195V194H171ZM170 195V197H172ZM177 195V194H176ZM233 195V194H232ZM6 196H7V194H6ZM90 196H91V198H93L94 196H96V192L93 190V191H90ZM185 196V195H184ZM243 196H245L244 194H240L239 195V198L240 197H242L243 198ZM5 197V196H4ZM2 198V199H0V209L2 208V207H5L6 205H5V202H6V197L5 198ZM173 197H174V195H173ZM177 197V196H176ZM13 198V197H12ZM62 198V197H61ZM150 198V197H149ZM154 198V197H153ZM175 198V197H174ZM55 199V198H54ZM74 199V198H73ZM134 199V198H133ZM152 199V198H151ZM170 199V198H169ZM12 200V199H11ZM60 200V199H59ZM142 200V199H141ZM157 200H159V198L157 199ZM160 200H162V199H160ZM205 200H206V198H205ZM209 200V199H208ZM243 200V199H242ZM166 201V200H165ZM201 201V200H200ZM204 201V200H203ZM232 201V200H231ZM11 202V201H10ZM31 202V201H30ZM30 202H27V203H30ZM161 202V201H160ZM159 202V203H160ZM206 202V201H205ZM204 202V203H205ZM12 203V202H11ZM10 203V204H11ZM32 203V202H31ZM120 203H121V201L119 202L118 201V204H117V206H120ZM126 203V202H125ZM173 203V202H172ZM175 203H177L176 201H175ZM186 203V202H185ZM202 203V202H201ZM203 203V204H204ZM26 204V203H25ZM128 204V203H127ZM197 204V203H196ZM247 204H250V205H252V209H249V208H246V205ZM135 205V204H134ZM195 205V204H194ZM242 205V204H241ZM228 206V205H227ZM226 206V207H227ZM188 207V206H187ZM237 207V206H236ZM7 208V207H6ZM197 208V207H196ZM23 209V208H22ZM43 209V208H42ZM227 209H230V208H227ZM11 210V209H10ZM115 211H116V208L114 209ZM113 210V211H114ZM172 211H173V216H174V218H175V221H176V223H178V221H179V218H180V216H179V211H178V209L176 208V204H175V206L174 207H172V209H171ZM226 210V209H225ZM118 211V210H117ZM228 211V210H227ZM226 211V212H227ZM231 211V210H230ZM17 212V211H16ZM29 212V211H28ZM196 212V211H195ZM225 212V211H224ZM229 212V211H228ZM238 212V211H237ZM20 213V212H19ZM168 213V212H167ZM230 213V212H229ZM26 214V213H25ZM28 214V213H27ZM16 215H19L18 214V212H17V214ZM229 215H231L232 216V214H229ZM236 215V214H235ZM21 216V215H20ZM23 216V215H22ZM112 216V215H111ZM113 216H115V215H113ZM143 216V215H142ZM241 216V215H240ZM13 217V215L11 216V214L9 213V214H5L4 215V217L1 219V221H0V240L2 241L1 243H0V250L2 251H0L2 254H4V257L3 256H0V264H33L32 263V260H31V258H30V250L33 248V245L31 244V242L30 241H32L31 240V237L33 236V235H31V234H29V235H27V236H21V224L19 223V224H17L16 226H13V227H15V229H12V228H10L11 230H7L6 231V228H7V222H10V219ZM138 217V216H137ZM77 218V217H76ZM81 218V217H80ZM84 218H85V216H84ZM110 218V217H109ZM108 218V219H109ZM116 218V217H115ZM189 218V217H188ZM141 219V218H140ZM196 219V218H195ZM22 220V219H21ZM123 220V219H122ZM128 220V219H127ZM225 220V221H224ZM263 220V219H262ZM15 221V220H14ZM25 221H23V223H24ZM28 222V221H27ZM78 222V221H77ZM87 222V221H86ZM102 218H97L96 220H94L93 222L92 221H90V220H88V222H87V226H86V228H85V230L83 231V233H82V237H83V239H84V247H85V252L83 253V255H84V257H87V258H93L94 259V263H89V264H101V261L98 259V258H100L99 257V255L97 254V241H95L93 238H91V233L93 232V229L94 228H97L98 229V231H99V235H100V240L101 241H104L105 240V234H104V232H103V230H104V227L102 226ZM162 222V221H161ZM187 222V221H186ZM26 223V222H25ZM59 223V222H58ZM124 223V222H123ZM131 223V222H130ZM163 223V222H162ZM117 224V223H116ZM135 224H137V223H135ZM227 224V223H226ZM230 224V223H229ZM228 224V225H229ZM45 225V224H44ZM48 225V224H47ZM70 225V224H69ZM73 225V224H72ZM139 225H141L140 223H139ZM196 225V224H195ZM264 225V224H263ZM119 226H120V224H119ZM182 226V225H181ZM187 226V225H186ZM199 226H203L204 227V229L202 230V231H200L199 230ZM227 226V225H226ZM246 226V225H245ZM81 227V226H80ZM130 227V226H129ZM138 227V226H137ZM136 227V228H137ZM147 227V226H146ZM70 228V227H69ZM76 228V227H75ZM126 228V227H125ZM73 229V228H72ZM78 229H79V227H78ZM115 229H116V227H115ZM119 229V228H118ZM232 230V229H231ZM233 230V231H234ZM258 230V229H257ZM67 231V230H66ZM78 231V230H77ZM148 229H146V230H144V229H141V231H140V228H139V232H140V238L139 239H136V241H134L136 244H137V246H138V248H139V252L138 253H136L137 255H138V257H137V255H136V261L137 262H133L134 264H159L158 262H157V260H156V257L153 255L152 256V252L151 251H148V248L146 247L147 246V238H148V236H149V234H148ZM233 231H231L232 233H233ZM65 232V231H64ZM79 232V231H78ZM23 233V232H22ZM43 234V233H42ZM66 234V233H65ZM69 234H70V232H69ZM75 234V233H74ZM96 234V233H95ZM68 235V234H67ZM214 235L215 236H217V238L216 237H214ZM80 236V235H79ZM33 238V237H32ZM79 238V237H78ZM77 238V239H78ZM95 238V237H94ZM34 239V238H33ZM230 241V244L228 245V246H225V247H223L222 245H223V243L225 242H227V241ZM59 241V240H58ZM261 242H262V240H261ZM63 243V242H62ZM130 243V242H129ZM77 244V243H76ZM99 244V243H98ZM101 244V243H100ZM99 244V245H100ZM104 244V243H103ZM202 245V246H203ZM203 246V247H204ZM74 247H75V245H74ZM2 248V249H1ZM129 247H128V244H123L122 246H120V249H128ZM151 248H152V250L154 251V248H158V247H156L155 245H151ZM250 249V248H249ZM62 250H64V249H62ZM4 251V252H3ZM252 251V250H251ZM43 252V251H42ZM109 252H111V254H112V252H114V250H110ZM250 252V251H249ZM251 253V252H250ZM77 254V253H76ZM255 254V253H254ZM82 255V254H81ZM82 255V256H83ZM240 256V255H239ZM264 256V255H263ZM54 257V256H53ZM245 257H247V256H245ZM253 257H254V255H253ZM256 258V257H255ZM205 259V258H204ZM202 260V261H205V260ZM250 259V258H249ZM74 260V259H73ZM178 260H179V258H178ZM180 260H182V259H180ZM197 260V259H196ZM207 260V259H206ZM246 260V259H245ZM132 261V260H131ZM130 261V262H131ZM134 261V260H133ZM200 261V264H202L201 263V259L200 260H197L196 262H199ZM208 261V260H207ZM249 261V260H248ZM252 261V260H251ZM77 262V261H76ZM177 262H179V261H177ZM234 262V261H233ZM238 262V261H237ZM105 263V262H104ZM133 263H131V264H133ZM195 263V262H194ZM70 264V263H69ZM163 264H168L167 262L166 263H163ZM171 264V263H170ZM174 264H176V263H174ZM180 264V263H179ZM181 264H182V262H181ZM204 264H206V261H205V263Z\"/></svg>", "mask_w": 264, "mask_h": 264}, {"label": "water", "instance_id": "3", "mask_svg": "<svg viewBox=\"0 0 264 264\" xmlns=\"http://www.w3.org/2000/svg\"><path fill=\"white\" fill-rule=\"evenodd\" d=\"M11 57L15 58V54H13ZM2 95V94H1Z\"/></svg>", "mask_w": 264, "mask_h": 264}]
</instances>
